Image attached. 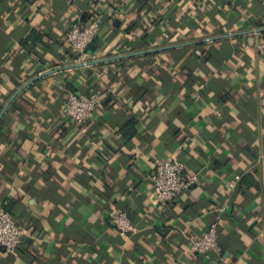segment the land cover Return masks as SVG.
Returning <instances> with one entry per match:
<instances>
[{
	"label": "crops",
	"instance_id": "obj_1",
	"mask_svg": "<svg viewBox=\"0 0 264 264\" xmlns=\"http://www.w3.org/2000/svg\"><path fill=\"white\" fill-rule=\"evenodd\" d=\"M93 21L80 59L66 33ZM259 29L264 0H0V205L25 232L0 264H264ZM93 92L92 120L65 116ZM168 158L196 182L161 207ZM215 223L221 254L191 252Z\"/></svg>",
	"mask_w": 264,
	"mask_h": 264
},
{
	"label": "built area",
	"instance_id": "obj_2",
	"mask_svg": "<svg viewBox=\"0 0 264 264\" xmlns=\"http://www.w3.org/2000/svg\"><path fill=\"white\" fill-rule=\"evenodd\" d=\"M215 0H202L207 5H212ZM100 24L98 21L90 23L72 22L66 33V40L80 59L87 56L86 49L95 42ZM258 51L264 58V41L258 43ZM100 95L97 92L76 95L68 93L65 100V116L77 124H84L93 119ZM239 179L240 177L237 176ZM152 184V197L155 205L165 207L175 201L189 188L196 178L187 179L184 176V164L175 159H157L155 169L150 176ZM233 182L227 184L234 187ZM119 232L126 237L136 230L127 215L123 212L112 214ZM24 229L17 222L13 214L0 205V247L7 253H16L24 244ZM190 251L200 254H221L222 248L218 241V223L200 238L195 239Z\"/></svg>",
	"mask_w": 264,
	"mask_h": 264
},
{
	"label": "water",
	"instance_id": "obj_3",
	"mask_svg": "<svg viewBox=\"0 0 264 264\" xmlns=\"http://www.w3.org/2000/svg\"><path fill=\"white\" fill-rule=\"evenodd\" d=\"M264 29H259L258 31L260 32V31H263ZM253 32V31H252ZM246 33V32H245ZM93 49H95V45H94V43H92V44H90L89 46H88V48L86 49V52L87 53H89L90 51H92Z\"/></svg>",
	"mask_w": 264,
	"mask_h": 264
},
{
	"label": "trees",
	"instance_id": "obj_4",
	"mask_svg": "<svg viewBox=\"0 0 264 264\" xmlns=\"http://www.w3.org/2000/svg\"><path fill=\"white\" fill-rule=\"evenodd\" d=\"M35 34H33V36H34ZM32 38L34 39L35 37H31V38H29V40H31L32 41ZM95 41H97V37L95 38ZM128 127H126V129L127 130H129L130 129V124L129 125H127ZM24 245V244H23ZM23 247V246H22ZM21 247V248H22Z\"/></svg>",
	"mask_w": 264,
	"mask_h": 264
}]
</instances>
